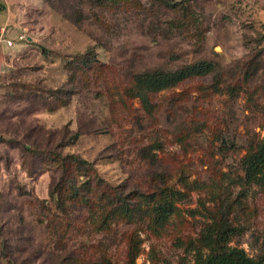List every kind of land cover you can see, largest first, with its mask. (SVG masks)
<instances>
[{
    "label": "rangeland",
    "instance_id": "obj_1",
    "mask_svg": "<svg viewBox=\"0 0 264 264\" xmlns=\"http://www.w3.org/2000/svg\"><path fill=\"white\" fill-rule=\"evenodd\" d=\"M7 1L26 39L0 76V264H195L222 224L264 256V173L244 166L264 140V0ZM66 155L94 164L70 172L97 206L56 200ZM163 189L156 226L144 196Z\"/></svg>",
    "mask_w": 264,
    "mask_h": 264
},
{
    "label": "trees",
    "instance_id": "obj_2",
    "mask_svg": "<svg viewBox=\"0 0 264 264\" xmlns=\"http://www.w3.org/2000/svg\"><path fill=\"white\" fill-rule=\"evenodd\" d=\"M99 1L102 2V4L109 2L112 6L116 7L127 0ZM187 1L188 0H182L178 5L187 3ZM78 19L81 20L80 17H78ZM79 20L76 19V22ZM84 58L85 57H81L82 64H89V60ZM209 70L208 65L201 64L183 68L173 74L154 71L137 76V84L144 90L155 92L184 79L204 75L209 72ZM58 160L62 170V180L60 182L62 195L59 193L56 194V200L61 202L62 197L64 199H62L60 204L64 203L63 200H72L88 208L97 206L98 200L95 199L94 188L89 185L88 181L79 184L70 172V168L73 167L79 172L81 177H84L89 174V172H94V164L77 155L58 156ZM244 166L245 176L248 181L264 173V140L255 144L252 152L246 156ZM95 186L97 187L98 183H96ZM176 196L177 192L169 189H163L159 194L144 196L145 201L152 204V206L149 207L148 213L153 215L151 218L156 226H162L166 223L174 210L173 203ZM117 201L123 200L118 198ZM123 210H126V208ZM232 232L233 230L225 224L218 226L214 235L213 232L211 233V231H209L203 239L205 245L209 248V254L205 256L199 254L195 264H264V256L254 259L249 257L242 249L226 246ZM129 264H133V259L130 260Z\"/></svg>",
    "mask_w": 264,
    "mask_h": 264
},
{
    "label": "crops",
    "instance_id": "obj_3",
    "mask_svg": "<svg viewBox=\"0 0 264 264\" xmlns=\"http://www.w3.org/2000/svg\"><path fill=\"white\" fill-rule=\"evenodd\" d=\"M0 26H8L10 29V39L13 41L12 47L5 44L0 45V76L4 75L14 57L22 52L25 48L22 42L18 40L19 35L24 34L21 24L16 19L8 6L7 0H0ZM29 39V38H27Z\"/></svg>",
    "mask_w": 264,
    "mask_h": 264
},
{
    "label": "built area",
    "instance_id": "obj_4",
    "mask_svg": "<svg viewBox=\"0 0 264 264\" xmlns=\"http://www.w3.org/2000/svg\"><path fill=\"white\" fill-rule=\"evenodd\" d=\"M10 29L8 26H0V45L5 44L7 47L13 46V41L9 37ZM26 39L24 34L19 35L18 40L23 42Z\"/></svg>",
    "mask_w": 264,
    "mask_h": 264
}]
</instances>
